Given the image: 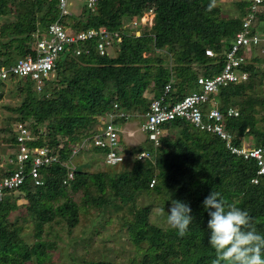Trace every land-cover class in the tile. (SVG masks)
Here are the masks:
<instances>
[{
    "label": "trees",
    "instance_id": "1",
    "mask_svg": "<svg viewBox=\"0 0 264 264\" xmlns=\"http://www.w3.org/2000/svg\"><path fill=\"white\" fill-rule=\"evenodd\" d=\"M80 1L84 2L83 11L67 17V31L108 27L123 32L124 19L142 17L148 11L154 14L153 24L149 29L135 28L134 32H141L139 37L123 33L115 57L98 56L95 40L81 43L84 52L80 55L74 53L76 46H68L40 90L29 79L12 77L0 82V100L8 82H16L20 97L17 106L5 107L13 115L8 122L14 123L0 129L5 132L0 133V141L13 151L4 165L0 152V181L16 168L9 161L17 148V125L30 131L33 139L27 143L29 149L46 148L56 158L37 168L40 183L30 175V160L24 163L23 185L16 192L4 190L0 264H44L52 247L42 239L47 224L60 221L72 229L87 207L104 214L110 206L132 214L127 224L129 237L138 252L143 251L135 264H211L215 252L208 243L210 217L203 201L212 191L219 192L227 204L246 210L258 232L264 234V175L257 176L255 159L231 154L218 136L181 118L163 125L166 133L160 146L146 140L144 146L126 148L121 127L138 117L125 121L113 108L116 104L119 111L140 116L150 101L145 92L159 97L174 78L168 94L169 102L174 103L196 89L198 77L220 73L223 53L240 29L244 2H236L234 16L224 17L219 0H95L93 8L87 6V0ZM57 5L58 0H0V20L14 17L0 23V67L35 56L36 37L44 38L48 26L59 19ZM257 21L264 22V8ZM207 48L216 56H206ZM165 50L167 55L162 56L160 51ZM253 51L242 68L248 74L247 81L221 88L205 107L216 101L222 113L230 107L238 112L237 117L224 119L232 144L238 147L248 138L252 139L249 147L264 146V94L255 93L256 84L260 86L264 80V58L261 50H256L258 54ZM109 114L114 115L113 125L119 129L117 150L122 162L117 165L107 163L111 148L94 145V136L103 132ZM139 153L147 157L136 158ZM79 156L89 157L88 168L95 164L100 169L89 173L84 164L81 169L76 161ZM128 164L129 168L117 171ZM70 171L74 178L64 184ZM153 178L155 185L150 188ZM254 178L257 183L252 182ZM143 192L161 197L160 208L171 207L173 200L190 206L194 219L185 237H178L171 227L162 229L150 223L152 207H137ZM77 193H81L79 202L72 197ZM20 208L34 220L37 241L31 246L23 241V227L17 219L9 220Z\"/></svg>",
    "mask_w": 264,
    "mask_h": 264
},
{
    "label": "built area",
    "instance_id": "2",
    "mask_svg": "<svg viewBox=\"0 0 264 264\" xmlns=\"http://www.w3.org/2000/svg\"><path fill=\"white\" fill-rule=\"evenodd\" d=\"M68 1L58 0L59 19L48 26L44 32V38L36 37L34 44L35 56L22 57L9 67H0V82H5L12 77H19L34 81L37 90H40L43 81L48 79L49 73L54 68L57 58L64 53L68 46H76L74 53L80 55L84 52L80 44L88 40H95V51L100 57L114 54L116 49H120L123 33L126 32V35H128L127 31H124L128 28L127 26L122 25L123 32L114 31L108 27L79 32L73 29L67 31L64 24L67 17L71 16L67 8ZM239 1H243L245 6L241 15V26L235 34L230 48L223 53L224 64L220 73L211 78L198 77L195 84L196 89L188 92L180 101L174 103H170L168 100L172 83L166 84L162 94L159 97H152L147 111L140 116L125 111L121 112L116 104L113 108L118 111V117L123 118L125 121H129L131 117L143 119L140 123V132L154 147L161 144L160 138L166 133L163 128L165 123L178 118L185 119L197 129L218 136L231 154L243 159H255L258 167L256 174L258 176L264 175V146L255 148L246 145L234 146L232 136L224 126L225 117H237L238 112L230 107L225 113H222L216 101L212 106L205 109L211 97L221 88L247 81L248 74L242 68L249 62L251 51L258 50L260 47L264 51V22L257 21L264 8V0ZM94 3L95 0H87L89 8H93ZM205 55L211 58L216 56L214 51L209 48L205 49ZM113 116L110 114L107 116L103 132L94 136V145L111 148V151L107 154V163L117 165L122 162V156L117 150L120 144L119 129L113 125ZM16 133L17 148L13 159L9 161V163L15 164L16 168L0 181V201L4 195V190L16 192L23 185L25 162L32 161L33 168L30 175L38 184L40 180L37 168L56 161L55 156L48 153L46 148L29 149L27 143L33 137L24 126L17 125ZM136 157L144 159L147 155L146 153H139ZM73 178V171H70L63 183L66 184ZM257 181L256 178L252 179L253 183H257ZM154 185L155 179L153 178L149 183V187L152 188Z\"/></svg>",
    "mask_w": 264,
    "mask_h": 264
},
{
    "label": "rangeland",
    "instance_id": "3",
    "mask_svg": "<svg viewBox=\"0 0 264 264\" xmlns=\"http://www.w3.org/2000/svg\"><path fill=\"white\" fill-rule=\"evenodd\" d=\"M220 1V0H219ZM236 2L239 0H225L221 1L222 14L224 17L234 16L232 13L238 12ZM68 11L72 17H75L82 13L84 8V2L80 0H69L67 4ZM154 14L151 11L145 12L142 17L133 19H124L122 25L127 26L128 35L139 37L141 32H134L135 27L141 26L142 29H149L153 24ZM14 17L8 16L0 20L1 24L12 21ZM137 24V26H136ZM261 50L259 54H262L264 58V51ZM264 50V49H263ZM118 49L115 50L112 56H116ZM258 54V51L254 50ZM253 51V52H254ZM161 55H167L166 50L160 51ZM163 53V54H162ZM148 56V54H143ZM263 69V65H260V70ZM174 82V78H172ZM172 82V83H173ZM255 93L257 95L264 94V80L262 85L256 84ZM16 82L7 83L6 91L3 92V99L0 100V129L9 124L13 125L14 122H8V119L13 115L5 109V107H15L20 103V97L16 90ZM190 92V90L188 91ZM144 97L149 101L152 98L151 91L144 93ZM143 119L134 118L130 120L131 124L122 125L123 141L122 143L126 148H134L136 146L146 145V138L143 133L140 132V123ZM261 123H259L260 125ZM264 124V123H262ZM3 131L0 130L2 134ZM5 133V132H3ZM132 137V138H131ZM252 139L248 138L245 145L250 146ZM13 148L9 144H5L0 141L1 163H6L8 155L12 153ZM89 158V157H88ZM87 157H78L76 159L78 166L81 164L87 167V171L96 172L100 168L95 164L88 168L89 159ZM101 164V162H100ZM130 164V163H129ZM125 167H118L117 171L120 172L124 168H129L130 165ZM102 168V167H101ZM98 169V170H97ZM115 171V168H108ZM16 193L15 195H17ZM73 199L79 202L81 199V193L73 194ZM161 197L154 195H148L145 192L141 193L138 197L137 207L150 206L151 215L150 223L167 229L170 226L167 224V215L170 214V206H164L160 208ZM163 210V211H161ZM17 219L18 224L23 227L22 239L31 246L37 241L35 237V224L31 216L28 215L25 208H20L17 212H14L9 220L15 221ZM132 221V214L126 211L115 210L112 206L107 208V211L103 213H97L94 208L87 207L81 216L79 223L74 228L70 229L64 222L54 221L51 224H47L44 227L42 239L47 241L52 247L47 252V260L44 264H88L90 262H102L105 264H135L141 259V253L138 252L134 246L127 230V224ZM143 249H146L144 245ZM35 264V262L31 263Z\"/></svg>",
    "mask_w": 264,
    "mask_h": 264
},
{
    "label": "clouds",
    "instance_id": "4",
    "mask_svg": "<svg viewBox=\"0 0 264 264\" xmlns=\"http://www.w3.org/2000/svg\"><path fill=\"white\" fill-rule=\"evenodd\" d=\"M203 207L210 217L208 243L215 252L211 264H264V234L258 232L246 210L227 204L217 191L205 198ZM193 219L188 204L171 202L167 224L178 237L186 236Z\"/></svg>",
    "mask_w": 264,
    "mask_h": 264
},
{
    "label": "crops",
    "instance_id": "5",
    "mask_svg": "<svg viewBox=\"0 0 264 264\" xmlns=\"http://www.w3.org/2000/svg\"><path fill=\"white\" fill-rule=\"evenodd\" d=\"M129 124H131V123H129ZM129 124H128V125H129ZM129 126H132V124H131V125H129Z\"/></svg>",
    "mask_w": 264,
    "mask_h": 264
},
{
    "label": "bare ground",
    "instance_id": "6",
    "mask_svg": "<svg viewBox=\"0 0 264 264\" xmlns=\"http://www.w3.org/2000/svg\"><path fill=\"white\" fill-rule=\"evenodd\" d=\"M137 158V157H136Z\"/></svg>",
    "mask_w": 264,
    "mask_h": 264
}]
</instances>
